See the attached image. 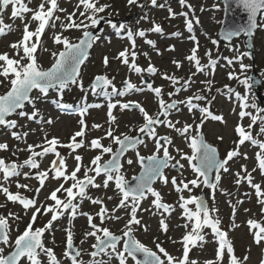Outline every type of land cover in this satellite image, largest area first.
<instances>
[{
    "label": "rangeland",
    "instance_id": "rangeland-1",
    "mask_svg": "<svg viewBox=\"0 0 264 264\" xmlns=\"http://www.w3.org/2000/svg\"><path fill=\"white\" fill-rule=\"evenodd\" d=\"M29 8L36 10L42 0H24ZM60 8L65 9V12L57 11L56 16H60L61 20L56 21L55 28L49 26L40 38V46L37 50L38 63L47 69L55 61L53 52L63 50V45L54 43V35L62 34L70 41L75 42L82 37L83 29H64L61 23H66L65 17L76 11L77 22L84 20L85 23H90L84 17L79 16V12L83 11V6L78 10L76 5L78 0H58ZM109 5L103 13H98V16L106 17V22L103 28L97 31L96 36L99 39L96 42L95 48L91 52V57L85 66L82 67L80 76L77 78V84H69L62 92L58 88H50L47 94L40 93L34 89L31 96L35 98V103L27 102L24 110L17 111L9 119L15 120L17 125L15 128L5 127L0 131V143H7L8 149L0 150V158L6 163L15 162L22 167L18 168L21 175L10 177L8 180L3 179V173L0 171V185L8 187L13 194L19 192L30 199L36 200L35 207L54 205L50 197V193L58 188L61 184L65 188L71 186L73 181H65L63 178L54 179V172H49V177L46 179L43 187H40L39 181L36 178L38 171L49 170L52 166V161L57 160L55 153H48L41 157H35L39 164L38 169H32L23 162L31 155L28 150V145H40L35 148V151H42V147H47L45 139L57 138L60 143L57 145V152L63 157L66 164V171L70 173L77 166L75 156L82 157L81 171L77 173L78 178L83 179L85 171L89 167H94L91 160L102 153V149H93L91 141L100 139L104 146H111L113 152L118 144L114 142L113 137L124 135H134L139 133L140 127L145 123L144 113L140 111L142 107L147 113L156 117L162 111L159 101L163 99L166 104H171L174 101L177 103L176 112L168 117H164V121L170 120L175 128L168 127L167 123L155 129L156 136H150L148 140L140 147L134 148L128 152L123 159L122 167L118 173L114 175H123L125 180L131 179L137 175L141 169L138 156L148 157L156 153V140L161 136H168L172 143L166 144L169 153L174 157L172 163L179 161L183 168L181 171L167 169L165 176L168 177V183L164 184L162 180L154 184V189L159 191L162 196V203L171 205L170 211H165L163 208H156L152 203L155 199L150 193L141 201L140 210L137 216L141 219L142 225L147 226V231L144 227L134 226V236L147 247L158 251L157 243L166 249V251L175 257L177 260L183 257V236L192 230L195 223V218L189 219L185 215V207L181 197L185 199L193 196L199 197L205 190L203 178L199 177V186L189 184V189H184L177 192L175 186L171 183L172 177H176L177 183L181 181L187 183L192 179H197L198 174L191 167L192 163L185 158V154L192 155L193 150L190 147V138L197 135L201 130L205 133L207 140L216 145L221 157L225 158L227 153L237 147L239 140L236 127L242 124L246 130L248 125L252 123L251 116L241 117V111L251 113L252 116H264L260 109H264V16L259 17L258 27L253 37L254 58H249L247 55L248 48L245 42V36L242 35L232 41H221L218 37V32L221 27L223 16V6L221 0H186L185 4H181L180 0H156V4H152L151 0H136L134 4H129L128 0H99V5ZM98 5V6H99ZM190 5V7H189ZM169 9L177 15L170 14ZM12 6L3 10L2 17L6 25H11V30L5 35H0V54L7 53L10 58H19L16 56L14 49L10 47L12 43L20 41L23 37L24 22H30L29 30H35L38 22L32 21V13H25L24 20L21 18H13L11 16ZM188 13L187 17L182 13ZM196 18H199V23H195ZM193 20L194 30L189 33L186 27V20ZM117 25L113 28L111 25ZM159 24L163 31L156 33L152 31L155 25ZM124 27L121 29L120 26ZM89 30H96L89 27ZM143 30L145 36L138 35L139 31ZM131 31L133 36L129 38L128 32ZM179 33V35H173ZM191 35H195L199 41V49L197 56L200 58L201 64L204 65L203 72L197 71L194 62L189 61L187 57L191 54V50L195 46V42L189 39ZM135 40L133 46L132 40ZM35 38H33V41ZM151 40L154 43L148 44ZM213 41H218L214 44ZM172 46H175L172 50ZM125 49L129 50L128 65L122 63V58L118 59V55ZM135 51L136 57L133 58L130 53ZM211 52V58L217 61L215 68L209 64V56L207 52ZM23 55L22 51L20 53ZM147 54V55H145ZM243 55V59H235ZM108 57L109 63L104 65V57ZM228 59H233V63L229 65ZM142 69H147L151 64L157 68V72L150 74L147 71L137 73L131 68V62ZM173 61L180 62L177 67ZM26 62V61H24ZM2 63V62H0ZM249 65L247 69H241L240 64ZM229 72L236 74L237 78L229 79ZM257 72L262 82L259 89L253 86L249 88L242 81L247 77L251 84L252 75ZM195 73V75H193ZM175 76L178 83L173 84L171 80L165 78ZM98 75H106L112 84L106 86L103 97L93 103L85 104L87 97L93 94L92 88L87 87V84L95 79ZM149 76L152 81V87H160L161 95L157 96L147 85L143 84V79ZM191 77V82L188 86L182 87L184 82ZM0 80H4L0 76ZM211 81L209 85L207 82ZM83 83V89L79 86ZM130 82L136 85L135 89L126 90L127 83ZM4 84H0V95L6 93L8 88ZM252 85V84H251ZM118 92H124V95H119L112 91V87ZM227 86V87H225ZM177 88L181 90L176 91ZM210 89V90H209ZM258 92L259 94L256 95ZM171 93V95H170ZM239 94V96L237 95ZM196 95L205 96L204 100H193V104L198 105L190 110L187 104V99ZM78 101L73 104L68 100ZM242 97H247V108H243L245 101ZM65 98V99H64ZM64 99V100H63ZM83 100V101H82ZM254 102L255 107H253ZM128 103L130 107L124 109L123 104ZM61 104L68 105V108L60 107ZM110 104H116L115 108L110 109ZM98 105V107H97ZM135 105V106H133ZM139 105L140 107H136ZM82 107H87V112L83 117L79 112ZM209 107L215 115H222L223 122L207 119L200 129L197 125L200 124L202 114L200 108ZM37 109V115L33 119L25 116H20V111L31 112ZM109 111L116 117L113 121L109 117ZM51 119V124L47 121ZM83 119L87 125L85 135L77 140L83 139L84 145L78 149L67 147L71 143V138L77 131L81 130L80 120ZM185 124H191L192 128L188 133L178 132L176 129H182ZM99 125L100 127H95ZM261 122L258 119L256 124L250 129L254 138L264 141V134H260L259 129ZM111 130L113 137L107 136V131ZM15 131L21 134V138L17 139L11 135ZM27 133V135H23ZM222 137L223 139H220ZM179 150V151H178ZM240 155L229 161L228 171L223 169L220 172L221 179L217 181V187L211 191L208 190L210 215L213 218L220 220V228L228 233V240L231 242L234 254L241 259L242 264H261L264 260V241L256 244L254 241L255 230H250L248 221L255 220L264 224V205H261L256 195L255 189L247 182L241 179L239 184L237 179L244 177L245 167L253 177V183L261 185L264 190V172L258 167L256 153L260 151L258 145H252L250 142H245L239 145ZM247 154L245 158L244 154ZM161 149L158 155H162ZM112 153H103L101 163L108 160ZM131 159L132 164L127 161ZM255 169V171H253ZM23 173H29L25 177ZM95 175V173H88ZM239 174V175H238ZM106 179V174L102 173L96 177L95 183L101 184L100 188L89 185L86 189L87 197L77 199L74 203L79 205L78 215L73 218L71 210H62L63 215L57 221L53 222L52 229L44 233L43 243L45 247L52 248L57 259L61 264H71L70 258L64 254L66 252V230L71 229L73 232V243L80 250L78 259L84 264H90V252L93 250L91 245L96 243L94 237H86L85 233L91 231L88 219L79 213H88L93 216V223L100 227H108L116 235H122L125 230L124 226L130 218L131 202H127V208H117L121 196L119 190L115 186V180L108 182V187H103V181ZM27 184L28 188H20L17 185ZM39 188V192L36 189ZM75 191V190H74ZM62 200H67V194L61 190L57 193ZM112 197V199H108ZM99 198L103 204H93L92 199ZM242 201V203H238ZM0 215L8 216L9 212L15 213L19 219L8 217L10 225V239L14 247L15 238L20 235L30 222V218L35 211V208L24 210L23 206L17 202L8 201L6 195L0 190ZM106 206L110 219L101 220L97 215L101 207ZM235 207V215L233 216V208ZM113 209H116L113 211ZM188 210L195 212L196 204H189ZM248 209V211H245ZM43 212V207L41 208ZM52 213L38 214L37 220L33 225L34 228L43 227ZM203 215V214H202ZM120 217V219H116ZM165 220L168 224V231L164 232L160 227V221ZM235 225V227L233 226ZM102 235V233H101ZM201 235L203 240L197 242L196 246H190L189 261H194L195 264H206L207 261H217V250L219 241L210 227L203 228ZM83 241V243H81ZM13 247L5 246V254L12 250ZM118 247H122V242ZM247 256V260L243 258ZM108 260L107 256L97 257ZM40 259L42 264H48V258L41 253ZM25 264L29 262L25 258ZM110 264H119L118 258L113 256ZM127 264H135L128 258ZM218 264H231V254L225 248V255Z\"/></svg>",
    "mask_w": 264,
    "mask_h": 264
},
{
    "label": "snow or ice",
    "instance_id": "snow-or-ice-1",
    "mask_svg": "<svg viewBox=\"0 0 264 264\" xmlns=\"http://www.w3.org/2000/svg\"><path fill=\"white\" fill-rule=\"evenodd\" d=\"M136 0H128V3L134 4ZM152 4H156V0H151ZM227 2V0H226ZM180 3L183 5L186 3V0H180ZM236 3L243 7V9L248 13V25L245 27H240L237 29L226 30L225 39L231 40L234 36H239L242 32L251 37L253 32L258 27H261L258 24L257 17L264 16V0H236ZM99 0H78V4L76 5L77 10L83 6V11L79 12L80 17H84L86 20L90 21V23H85L84 20H79L77 22L76 11L68 14L65 17L66 23H61V27L64 29H83L82 38L79 39L78 42H72L67 37H64L62 34L54 35V43L58 45H63V50L60 52H53L51 55L55 57L54 63L51 67L44 69L37 60V50L40 46V38L44 34L47 27L51 26L55 28L56 21H60L61 17L56 16L55 13L57 11L65 12L66 10L59 7L58 0H42V2L38 5L36 10H33L28 7V5L24 2V0H0V35L7 34L8 31L11 30V25H6L3 21L2 13L4 9H7L9 6H12L11 16L13 18H21L24 20L25 13H32L31 20L38 22V26L36 29L29 30L30 22H24L23 28V37L20 41L12 43L10 47L15 50L16 56L19 58H10L7 53L0 54V76L4 78V80H0V84H4L5 80L7 84L5 85L8 90L5 94L0 95V126L15 128L17 122L15 120L6 119L9 115L16 112L18 109H24L26 102L35 103V98L30 95V93L36 89L39 90L42 94H47L50 88H58V91L62 92L63 89L67 88L69 84H77L78 77L80 76V67L85 62L88 57V48H91L94 40L99 39V37L95 36L93 32L88 31L89 27L95 28L100 24V21L103 19L102 16H98V13H103L109 5H99ZM190 7V5H189ZM171 15H177L171 9H169ZM185 17H187L188 13H182ZM195 23H199V18H196ZM113 28H116L117 25L112 24ZM124 26L121 25L122 29ZM186 27L189 33H192L194 30L193 20H186ZM152 31L156 33H161L163 31L162 27L157 24L154 26ZM139 36H145V32L143 30L139 31ZM173 35H179V33H173ZM129 38H132L133 34L131 31L128 32ZM33 38L35 40L33 41ZM192 41L195 42V46L191 50V54L187 57L189 61L194 62L197 71L203 72L204 65L201 64L200 58L197 56V51L199 49V41L195 35H191L189 37ZM133 46H135V40H132ZM148 44H153L154 42L151 40L147 41ZM214 44L218 43V41H213ZM175 46H172V50H174ZM23 53L21 55L20 53ZM130 55L135 58L137 53L132 51ZM147 55V54H145ZM206 55L209 56V64L212 68H215L217 61L211 58V52H207ZM244 55H250V53H246ZM118 59L122 58V63L128 65L129 61V50L125 49L121 51L117 57ZM227 63L231 65L233 63V59H228ZM235 59H243V55L240 57H236ZM26 61V62H24ZM103 63L105 66L108 65L109 60L108 57H104ZM177 67L180 66V62L173 61ZM131 68L137 73H141L143 71H147L150 74H154L157 72V68L153 65H149L147 69H142L135 64V61L131 62ZM241 69H247L250 67L249 65H245L243 63L240 64ZM195 75V73H193ZM229 79L237 78L236 74L233 72H229ZM165 78L172 81L173 84L178 83V79L175 76H168L165 74ZM250 78H245L242 83L246 84L249 88L252 85L249 83ZM191 77L184 82L182 87H186L190 84ZM209 85L211 81L207 82ZM112 81L106 75H98L95 77L94 83L91 85L92 91L95 92L97 89H103L108 85H111ZM82 89L84 87L83 83L80 82L79 85ZM149 89H151L157 96L161 95L162 89L160 87L153 88L151 84L147 85ZM227 87V86H225ZM136 85L128 82L126 85V90L135 89ZM181 89L177 88L176 91L179 92ZM210 90V89H209ZM112 91L119 95H124V92H118L115 86L112 87ZM171 95V93H170ZM239 96V94H237ZM205 96L196 95L193 97H189L187 99V104L189 105L190 110L192 108L198 107V105L193 104V100H204ZM245 101L243 104V108H247V97H242ZM178 102L174 101L171 104H166L163 99L159 101V105L161 108V112L159 115L168 116L169 109H173L176 107ZM60 107L68 108L70 106L61 104ZM98 107V105H97ZM116 104H110L109 108H115ZM124 109H128L130 105L125 103L122 105ZM136 107H140L136 105ZM255 107V105H253ZM87 107H82L80 109V116L83 117L87 112ZM140 111L144 113L145 123L142 127H140L139 131L144 133L147 130V134L149 136L155 137L156 132L154 126L156 124L167 123L168 127L175 128V125L170 121H162L159 119V116L153 117L147 113L142 107H140ZM260 112L264 113V109H260ZM38 110L34 109L31 114L25 111H20V116L28 117L29 119H33L36 117ZM200 112L202 114V118L200 120V124L196 127L200 129L204 122L207 119H212L215 121L223 122L224 118L222 115H215L210 110L209 107L200 108ZM109 117L111 120H115L116 117L112 115L111 111H109ZM241 117L251 116L252 123L248 125V130L242 125L238 124L236 127V132L238 133L239 140L236 142L237 147L230 150L226 158L218 159L217 157V149L213 147L211 144L207 143L203 133L197 132V135H193L190 138V147L193 150L192 155L185 154V158L189 161H197V163H192L191 167L195 173L198 174L197 179H192L187 183L181 181L180 184L177 183L176 177H172L171 183L175 186L177 192H181L184 189H189V184L193 186H199L198 180L199 177H203V183L208 185L212 189L217 187V184L211 183L210 181V173L215 169L216 176L215 180L219 181L220 170L223 169L225 172L228 171L226 167L229 161L233 160L234 157L240 155L239 145L245 144V142H250L252 145H258L260 151L256 153V158L258 160L259 169L264 172V141L258 140L254 138L250 129L253 125L256 124L259 119L261 122V127L259 129L260 134H264V116H252L251 113L246 111H241L239 114ZM53 121L49 119L47 123L51 124ZM81 130L77 131L75 135L71 138V143L67 145V147L72 149H78L83 147L84 141L83 139L77 140L78 137L82 138L85 135V129L87 125L83 119L80 120ZM95 127H100L99 125H95ZM192 128L191 124H185L182 129H176L178 132L188 133L189 129ZM11 135L17 139L21 138V134L13 131ZM23 135H27L24 133ZM107 136L113 137V133L111 130L107 131ZM220 139H223L220 137ZM115 143H117L120 147L119 150L113 153V149L111 146H104L101 143L100 139H93L91 141V147L93 149H102V153L100 155H96L92 160L91 164L94 167H89L85 171L83 179L78 178L77 173L81 171V165L79 162L82 161V157L77 155L75 156V160L78 162L77 166L70 173L66 171V164L63 157L60 156V153L57 152L56 148L60 141L53 137L48 140L45 139V143L48 145L47 147H42V151H35V148L41 147L40 145H28V150L31 155L26 159L23 164L29 166L32 169H38L39 164L37 163L35 157H41L47 155L48 153H55L59 163L57 160L52 161V166L49 170L46 171H38L35 175L39 181L40 187H43L46 179L49 177V172H54V179L63 178L65 181L71 180L73 183L71 186L65 188L63 184H61L58 188L53 190L50 193V199L54 201V205L48 206H36V200L30 199L28 197L22 196L19 192L13 194L9 191L8 187H4L0 185V190L6 195L8 201L11 202H19L24 210H28L30 208H35L33 212L30 222L26 226L25 230L18 235L14 240V250L10 251L9 254H5V246L13 247V244L10 239V225L8 217H14L19 219V217L12 212L8 213V216L0 215V264H25V259L29 262V264H42L40 259L41 253H43L48 258V264H61V262L57 259L54 254V250L52 248L45 247L43 243V235L47 230L52 229L53 222L57 221L61 215H63L62 210H71V216L75 218L78 215V207L77 203L74 201L79 197L81 200L87 197V187L89 185L100 188L101 184L95 183L96 177L100 176L102 173L106 174V179L103 181V187H108V182L115 180V186L119 190V195L121 199L119 200V204L116 206L117 208H127V202H131V210H130V218L125 224L122 235H116L113 233L108 227H100L96 223H93V216L88 213H79L80 215H84L87 217L89 225L91 227V231L85 233L86 237H94L96 243L91 245L93 249L90 252L91 261L90 264H110L111 258L113 256L118 258L119 264H127L128 258L135 262V264H195L194 261H189V251L190 246H196L197 242L203 240V236L201 232L203 228L210 227L212 232L216 235L219 241V247L217 250V261L209 260L206 264H218L220 260L224 258L225 248L227 247V252L231 254V264H242L241 259H239L234 254V249L231 242L228 240V233L226 231L221 230L220 228V220L218 218H213L210 215L211 210L207 207L206 203L200 197H191L185 199L181 197L183 201V206L185 207V215L191 220L195 218L194 226L192 230L183 236V257L177 260L175 257L170 255L164 247H162L159 243H157L156 248L158 251H154L153 249L147 247L140 240L136 239L134 236V226H141V219L138 218L137 212L140 210L141 201L145 199L147 194H151L155 197L153 200V204L156 208H163L165 211H170L171 205L162 203V196L159 191L152 187V183L155 180H162L164 184L168 183V177L164 175V169L169 167V164L174 157L170 155L168 147L166 144H171L172 141L167 136H162L156 140V153L149 157L138 156L139 163L143 167V175H141L137 179L138 182L132 185H129L125 180L123 175H114V173H118L122 165L119 163L120 156L129 148L135 147L137 143H143V140H140L138 137H130L124 135L123 138L120 136L113 137ZM161 141H165V144H162ZM9 145L7 143H0V150L8 149ZM163 150V158L159 157V153ZM179 151V150H178ZM103 153H113L112 159L108 160L106 163H101ZM245 158H247V154H244ZM147 161V163H145ZM128 164H132L133 161L129 159L127 161ZM183 168V165L177 160L175 163L171 164L172 168L176 167ZM22 167L21 165H17L15 162L8 164L4 159L0 158V171L3 173V179L8 180L10 177H16L21 175L18 171V168ZM255 171V169H253ZM88 173H95V175H89ZM246 175L237 179L236 183L239 184L241 179L247 180V182L255 189L256 195L260 198L258 202L261 205H264V190H262L261 185L257 183H253V177L251 173L247 171L245 167ZM25 177L29 176V173H23ZM239 175V174H238ZM20 188H28L27 184L17 185ZM63 190L67 194V200H62L58 197L57 193ZM75 190V191H74ZM39 192V188L36 189ZM108 199H112V197H108ZM91 202L93 204H103V201L99 198L92 199ZM196 204V211L193 212L187 209L189 204ZM238 203H242L239 201ZM3 207V205H0ZM43 207V212H41V208ZM116 209H113L115 211ZM248 211V209H245ZM264 211V209H262ZM52 213L51 219L47 221V223L43 227L34 228L33 225L37 220L38 214H47ZM203 214V215H202ZM97 215L101 218V220L110 219L108 216V209L106 206L101 207L100 211ZM235 215V207L233 208V216ZM116 219H120V217H116ZM248 225L250 230H255L254 232V241L256 244H260L264 241V224H261L255 220H249ZM144 230L147 231V226L142 225ZM235 227V225H233ZM160 227L164 232L168 231V224L165 220L160 221ZM102 233V235H101ZM122 242V247H118ZM83 243V241H81ZM143 254V258H138V254ZM66 257L70 258L71 264H84V262L78 257L80 256V250L76 249L73 243V232L69 228L66 230V252L64 254ZM107 256L108 260L106 261L103 258L97 259V257ZM163 257V258H162ZM248 257L245 256L243 260H247ZM261 264H264V260L261 261Z\"/></svg>",
    "mask_w": 264,
    "mask_h": 264
},
{
    "label": "water",
    "instance_id": "water-1",
    "mask_svg": "<svg viewBox=\"0 0 264 264\" xmlns=\"http://www.w3.org/2000/svg\"><path fill=\"white\" fill-rule=\"evenodd\" d=\"M222 3L224 5V14H223V19H222V24H221V27H220V30H219V38L223 41H227L229 42V40H226L225 39V33H226V30H231V29H237V28H240V27H245L248 25V13L243 9V7L239 6L237 3H236V0H222ZM259 17H257V21H259ZM106 22V17H103V19L100 21V24L98 26H96V30H89L91 32H93L94 35H96L97 31L101 30L104 26ZM255 31L256 29L254 30L253 32V35L251 37H249L248 35H246L245 33H241L239 36H234L230 41H232L233 39L235 38H238L242 35L245 36V42H246V45H247V48H248V52L247 53H250V55H248L250 58H254V48H253V36L255 34ZM82 38V37H81ZM79 41V40H78ZM76 41V42H78ZM75 43V42H74ZM93 47V43H92V46L91 48H88L87 51H88V57L87 59L85 60V62L81 65L80 67V73H81V69L82 67L86 64V62L88 61L89 59V56H90V51ZM95 79L93 81H91L90 83L87 84V87H91V85L94 83ZM261 78L258 76L257 72H254L253 75H252V85L254 86V88L256 89H259L260 88V85H261ZM143 84L144 85H148V84H152V81L150 80L149 76H146L144 79H143ZM32 93V92H31ZM30 93V95H31ZM257 94H259L257 92ZM135 106V105H133ZM177 106V104H176ZM169 111V115H170V111L171 109L168 110ZM13 114V113H12ZM11 114V115H12ZM9 115V116H11ZM168 115V116H169ZM8 116V117H9ZM6 117V119L8 118ZM159 119L162 120L163 119V115H159ZM156 125H161V124H156ZM1 127V126H0ZM155 128V126H154ZM201 133H203L204 135V138L206 140L207 143H209V141L206 139V136H205V133L203 131H201ZM147 130L144 132V133H141L139 135H134V136H130V137H138L140 140H143V142L145 141L146 137H147ZM162 144L165 143V141H161ZM141 143H137L135 145V147H129L119 158V163L122 165V160L123 158L125 157V155L127 154V152L129 150H132L134 148H136L137 146H139ZM211 144V143H209ZM212 145V144H211ZM213 147H215L217 149V157L218 159H221V156H220V152H219V149L212 145ZM119 145L116 149L115 152H117L119 150ZM161 158H163V156H161ZM112 159V156L111 158ZM109 159V160H110ZM108 161V160H107ZM107 161H105L104 163H106ZM57 163H59L58 159H57ZM145 163H147V161H145ZM197 163V161H196ZM11 164V163H9ZM172 168V167H171ZM166 169V168H165ZM164 169V170H165ZM174 170H178L180 171V167H176V168H172ZM221 171V170H220ZM141 175H143V167L141 165V170L138 172L137 175L133 176L130 180H126L128 182L129 185H132V184H135L138 182L137 179H134V178H139ZM215 176H216V171L215 169L212 171V173H210V181L211 183H216V180H215ZM158 180H155L153 181L152 183V187L154 185L155 182H157ZM207 188H211L209 187L208 185H206ZM22 196H25L23 194H21ZM26 197V196H25ZM200 198L203 199V201L206 203L207 207H208V200H207V191L205 190L200 196ZM43 239V238H42ZM75 246V245H74ZM76 249H78L77 246H75ZM14 250V249H13ZM10 252H8L7 254H9ZM138 258L142 259L143 258V254H138Z\"/></svg>",
    "mask_w": 264,
    "mask_h": 264
},
{
    "label": "trees",
    "instance_id": "trees-1",
    "mask_svg": "<svg viewBox=\"0 0 264 264\" xmlns=\"http://www.w3.org/2000/svg\"><path fill=\"white\" fill-rule=\"evenodd\" d=\"M105 92H107V90H99V91H97L96 93H94L91 97H87V100H85V101H83V102H85V103H92V102H94V101H96V100H98L99 98H101V96L103 97L104 95V93ZM100 93V94H99ZM65 100H68V101H70L71 103H73V104H77L78 103V101L76 100V101H73V100H70L69 99V97H67ZM252 104L253 105H256V104H254V102H252ZM27 106V105H26ZM25 106V107H26ZM257 106V105H256ZM24 107V108H25ZM24 110V109H23Z\"/></svg>",
    "mask_w": 264,
    "mask_h": 264
},
{
    "label": "flooded vegetation",
    "instance_id": "flooded-vegetation-1",
    "mask_svg": "<svg viewBox=\"0 0 264 264\" xmlns=\"http://www.w3.org/2000/svg\"><path fill=\"white\" fill-rule=\"evenodd\" d=\"M174 112H176V111H174Z\"/></svg>",
    "mask_w": 264,
    "mask_h": 264
}]
</instances>
